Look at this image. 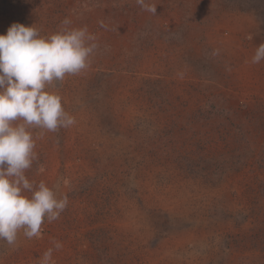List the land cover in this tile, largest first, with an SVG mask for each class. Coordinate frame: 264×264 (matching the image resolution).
Instances as JSON below:
<instances>
[{"label": "rangeland", "instance_id": "1", "mask_svg": "<svg viewBox=\"0 0 264 264\" xmlns=\"http://www.w3.org/2000/svg\"><path fill=\"white\" fill-rule=\"evenodd\" d=\"M148 2L0 0V34L68 18L100 45L54 82L76 123L31 129L26 176L68 206L0 264H264V0Z\"/></svg>", "mask_w": 264, "mask_h": 264}, {"label": "clouds", "instance_id": "2", "mask_svg": "<svg viewBox=\"0 0 264 264\" xmlns=\"http://www.w3.org/2000/svg\"><path fill=\"white\" fill-rule=\"evenodd\" d=\"M136 4L156 14V5L148 0ZM99 47L97 35L87 26H73L68 18L55 32L44 35L34 25L22 23H13L6 34H0V240L9 246H18L21 230L28 239L39 237L44 221L58 220L68 206L66 194L26 176L38 159L31 129L57 132L76 123L53 90L54 82L86 70ZM261 60L264 42L251 63ZM53 245L55 250L62 248L58 241ZM52 252V248L44 252L41 264H51Z\"/></svg>", "mask_w": 264, "mask_h": 264}, {"label": "crops", "instance_id": "3", "mask_svg": "<svg viewBox=\"0 0 264 264\" xmlns=\"http://www.w3.org/2000/svg\"><path fill=\"white\" fill-rule=\"evenodd\" d=\"M249 25H250V24H249ZM262 42H264V40L254 39V41H253L254 46L251 48V49H253V50H250V51H254V52H252L251 55H254L255 50H256V48H257V45H255V44H256V43L260 44V43H262ZM251 57H252V56H251Z\"/></svg>", "mask_w": 264, "mask_h": 264}]
</instances>
